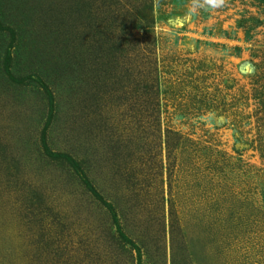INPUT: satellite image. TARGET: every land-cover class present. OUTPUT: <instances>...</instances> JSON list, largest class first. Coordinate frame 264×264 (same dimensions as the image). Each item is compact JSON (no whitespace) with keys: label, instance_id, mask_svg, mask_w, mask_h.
I'll list each match as a JSON object with an SVG mask.
<instances>
[{"label":"rangeland","instance_id":"obj_1","mask_svg":"<svg viewBox=\"0 0 264 264\" xmlns=\"http://www.w3.org/2000/svg\"><path fill=\"white\" fill-rule=\"evenodd\" d=\"M191 9L0 0V264H264V0Z\"/></svg>","mask_w":264,"mask_h":264},{"label":"trees","instance_id":"obj_2","mask_svg":"<svg viewBox=\"0 0 264 264\" xmlns=\"http://www.w3.org/2000/svg\"><path fill=\"white\" fill-rule=\"evenodd\" d=\"M0 29H2L0 27ZM9 61H10V55H9V49H6L5 52V56H4V61H3V71L6 74V76L9 78V80H11L12 82H15L17 84H22L25 81H30L33 83H36L43 91L45 97L46 98V103H47V109H48V115H47V119L48 121L51 119L52 114H53V96L50 92V90L48 89V87L38 78H34L32 76H27L21 79H15L11 76L10 71H9ZM47 123L45 124V126L43 127L41 134H40V141H41V145L43 149V153L46 157H48L49 159H54V160H61L64 163L67 164V166L72 170V172L76 175V177L78 178L79 182L84 186V188L96 199V201H99L109 212L110 217L112 219V222L116 228V232L118 233V235L120 236V238L127 244L131 245V247L136 250L137 253V258L139 259V251L138 249L135 247V245L128 240L123 233L121 232L119 225H118V221H117V216L115 214V211L113 209V207L107 203L104 202L102 197L99 195V193L95 190V188L93 187V185L91 184V182L89 181L87 175L85 174V172L83 171L81 165L72 157L66 155V154H60V153H55L54 151H50L47 147V145L45 144V139H44V134H45V130H46V126Z\"/></svg>","mask_w":264,"mask_h":264},{"label":"clouds","instance_id":"obj_3","mask_svg":"<svg viewBox=\"0 0 264 264\" xmlns=\"http://www.w3.org/2000/svg\"><path fill=\"white\" fill-rule=\"evenodd\" d=\"M226 4V0H192V9H218L224 7Z\"/></svg>","mask_w":264,"mask_h":264}]
</instances>
